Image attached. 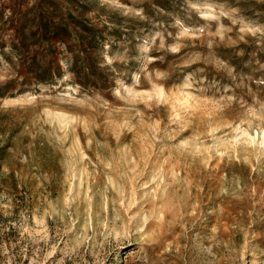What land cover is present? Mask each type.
Segmentation results:
<instances>
[{"label":"rangeland","instance_id":"374dc122","mask_svg":"<svg viewBox=\"0 0 264 264\" xmlns=\"http://www.w3.org/2000/svg\"><path fill=\"white\" fill-rule=\"evenodd\" d=\"M263 133L264 0H0V264H264ZM143 150L167 200L123 224Z\"/></svg>","mask_w":264,"mask_h":264},{"label":"bare ground","instance_id":"6f19581e","mask_svg":"<svg viewBox=\"0 0 264 264\" xmlns=\"http://www.w3.org/2000/svg\"><path fill=\"white\" fill-rule=\"evenodd\" d=\"M56 116H57V118L59 120H61V121H58V124H57V126L59 128H61V124L62 123L67 125V123H64L63 122L64 117L62 115L56 114ZM72 139H73V143H72L73 144V147H72L73 149L70 152H75V153L71 154V157H69V158H71V160L67 164L68 167H66L67 168V171H68V175L72 178L71 180H73V181H71V183L73 182L74 189L77 192H79L83 188H85L86 191H87L91 187V180L88 179V177H87V175H88V172H87L88 169L86 168L87 162L83 159L85 157V153L79 147V141L75 137V134H73V138ZM260 144L262 146H264V137H263L262 141L260 142ZM69 149H71V148H69ZM69 149H68V153H69ZM148 158L149 157L146 155L145 151L143 150L141 153L139 152L137 156H135V155H128L125 152L122 153V154H119L118 153V156L116 158L117 159L116 160L117 163H116V165L114 164L115 166L112 165L114 161L110 163L108 161V159H107V161L109 163L108 164H105V165L107 167L109 165H112L114 167V169H117V172L119 170V172L122 175V178L121 179L116 178V177H111V176L108 177L107 187L110 186L109 188H111L112 191H111V193L109 195H104L103 202H105L107 199H109L111 201L112 205L111 206L109 205L110 208L107 209V216L112 217L114 220L118 219V220L121 221V223L124 224L126 222L125 221V215L126 214L128 215V218L129 219H132L134 217V215H137V214L140 215L141 217L142 216H146V214H147V212L149 210L150 211H152V210H155L156 211V209H158L159 206L161 207L162 203H165L166 202V200H167V198H166V191H162L163 189L162 190H159L160 187H161V185L159 186L160 181H157V183L155 185L156 188H150V187H148V184L146 185V182L142 181L140 183L141 179H139V181H138L140 183L139 188L141 189V192L138 195V197L137 198H133V197H131L132 194H130V196L127 198V195H129L128 194L129 193L128 189H131L132 190V188L134 187L135 182L137 183V179L140 178V176H143L144 177L143 178L144 180H147L148 179L147 181H150V178L151 179L154 178L155 175H158L159 176L158 167H160V165H161L160 163H158V160L159 159L156 162V159L155 160H152L151 159L152 161H149ZM99 159H101V158H99ZM147 159H148L149 162L147 161ZM112 160H113V158H112ZM67 161H68V159H67ZM96 162L98 163V161H96ZM97 163H93L95 165L94 166L95 169H99V167H100V166L98 167V164ZM107 167H105V168H107ZM144 170H147V171L143 175ZM114 171L116 172V170H114ZM114 171H113V174H114ZM163 171L164 170H162V172ZM171 171L173 172V168L172 167H171ZM117 175H119V174H117ZM107 176H108V173H107ZM158 186H159V188L157 189ZM101 188H102V186H101ZM161 188H163V187H161ZM84 193H86V192H84ZM75 195L77 196L78 194H75ZM95 195H97V194L95 193ZM143 198H145V199L141 202L140 200L143 199ZM165 198H166V200H165ZM91 199H92V196L89 195L87 197V199H86V202L87 203H91L92 202ZM91 205H92V203H91ZM93 205H94V203H93ZM103 205H106V204H103ZM107 206H108V204H107ZM145 207H147V208L144 209ZM122 208L124 209V212H122ZM130 208H131V211H129ZM98 209H101L100 206H99ZM127 211H128V213L122 214V213H125Z\"/></svg>","mask_w":264,"mask_h":264}]
</instances>
